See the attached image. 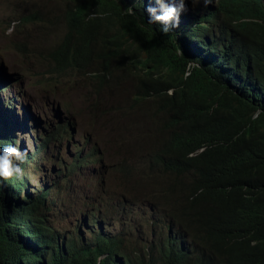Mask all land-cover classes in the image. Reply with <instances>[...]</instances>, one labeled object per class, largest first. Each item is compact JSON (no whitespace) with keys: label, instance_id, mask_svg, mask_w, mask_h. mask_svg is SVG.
<instances>
[{"label":"trees","instance_id":"trees-1","mask_svg":"<svg viewBox=\"0 0 264 264\" xmlns=\"http://www.w3.org/2000/svg\"><path fill=\"white\" fill-rule=\"evenodd\" d=\"M150 1L69 0L67 34L40 76L46 89L69 70L90 77L99 94L114 79L131 86L121 109L98 119L103 129L119 120L136 126L132 140H121L136 144L127 149L131 163L116 173L124 191L143 196L142 219L133 217L130 241L102 235L94 254L73 249L74 264L103 255L101 264H264V0H199L167 34L149 23ZM37 20L30 14L19 24ZM43 137L44 145L65 138L60 129ZM62 164L58 175L72 167ZM19 186L0 196V264H33L15 237L18 225L6 221ZM47 264L62 260L55 254Z\"/></svg>","mask_w":264,"mask_h":264},{"label":"rangeland","instance_id":"rangeland-1","mask_svg":"<svg viewBox=\"0 0 264 264\" xmlns=\"http://www.w3.org/2000/svg\"><path fill=\"white\" fill-rule=\"evenodd\" d=\"M68 5H70L69 0H0V65L7 73L5 77L0 75L2 110L8 113L21 112L23 107H29L32 117L30 125L33 127L43 126L40 129L42 131L48 126L51 130H58L65 119L76 121L78 123L76 135L68 143L60 160L66 164L74 165L82 162L85 165L77 168L76 171L84 170L90 158H86V156L92 150H97V155L94 156L96 161L94 171L103 179L94 181L92 186L98 193V199L109 211L113 209L117 215L123 216V222H129L134 216L140 220L144 211L143 196L135 187L133 194L124 191L125 181L116 173L122 164L131 163L129 160L125 161L127 149L130 145L136 146V144L131 141L132 143L124 146L121 140L122 134L132 140L137 134L136 126L133 123L127 126V122L119 120L109 128L103 129L102 121L98 119L99 114H106L104 118H110L115 115L111 114L112 112L121 109L123 99L131 93L130 82L112 80L104 93L105 95L97 92L96 85L93 84L90 77L85 78L83 74H77L72 70H69L67 76L59 80L57 87L46 89L40 83V76L47 71L49 66L48 51L60 43L67 34L65 15ZM30 14H34L38 20L28 26H21L19 22ZM10 28L12 34L7 35ZM18 45L23 48L26 54H19L16 51ZM2 82L7 86L6 88H1ZM64 82L65 85L62 84ZM10 91L18 97L16 105L9 100ZM99 101L101 102L95 105ZM5 105L9 109H6ZM88 114L93 121H89ZM141 122L146 125L148 119L144 122L141 119ZM22 138H26V135H23ZM27 140L28 145L26 146L29 149L26 147L24 152L31 151L27 158V163H31L35 150L32 148L33 141ZM57 161L54 175L59 169ZM36 163V161L33 162V164ZM43 172H37L36 165L34 169H31V187L38 188V181L43 179L41 178ZM58 179L60 178L52 177V180L58 181ZM134 180L136 181L133 176L132 181L134 182ZM47 182L49 183V181ZM152 192L153 185L147 188L146 199ZM124 201L134 205L126 210H121L120 205ZM48 219L59 222L61 214L54 210ZM120 228L121 225H119Z\"/></svg>","mask_w":264,"mask_h":264},{"label":"clouds","instance_id":"clouds-1","mask_svg":"<svg viewBox=\"0 0 264 264\" xmlns=\"http://www.w3.org/2000/svg\"><path fill=\"white\" fill-rule=\"evenodd\" d=\"M210 2L211 0H204L205 6ZM198 3L199 0H152L147 8L149 23L161 24V32L167 34L179 26L181 13L189 11L191 4ZM125 13L135 15L131 7L126 8ZM6 34L11 35L12 29ZM6 74V70L0 65V75L5 77ZM6 87L2 82L1 88ZM14 94L9 92V100L16 105L18 97ZM31 121L29 107H23L21 112L8 113L3 112L0 104V196H11L10 189L19 183L18 198L7 205L9 212L6 221L8 225H18L14 226V229H19L15 230V237L20 248H26L27 260L33 264H47L56 254L60 256L62 264H74L72 250L76 248L90 254L96 253L100 250L101 235L119 236L130 241L134 232L133 218L129 222H123V216L117 215L113 209L109 211L98 199V193L92 186L94 181L103 179L94 171V156H89L84 170L76 171L78 167L85 165L79 162L77 165L67 164L72 167L68 173H63L66 174L65 178L63 174H57L64 162L60 159L68 143L72 141L70 138L76 135L78 123L63 120L59 129L65 138L61 141V138L56 137L48 145H44L43 135H54L57 130H51L48 126L43 132L40 130L43 126L33 127L30 125ZM23 135L26 138H22ZM27 139L33 141L32 148L35 150L31 163H27L31 151L24 152L28 145ZM34 161L37 163L33 164ZM56 161L59 169L54 175ZM35 165L37 172L44 171L41 176L43 179L38 181V188L30 186L31 169ZM53 176L60 179L52 180ZM137 179L142 181L141 177ZM54 210L61 214L59 222L48 219ZM19 222L24 226L19 228ZM106 257L107 255L99 256L97 264H101Z\"/></svg>","mask_w":264,"mask_h":264},{"label":"bare ground","instance_id":"bare-ground-1","mask_svg":"<svg viewBox=\"0 0 264 264\" xmlns=\"http://www.w3.org/2000/svg\"><path fill=\"white\" fill-rule=\"evenodd\" d=\"M91 3H92V2H91ZM109 3H110V2H109ZM226 5H228V4H226ZM232 6H233V5H232ZM232 6H231V8L233 9ZM108 9H109V8H108ZM238 9H239V8H238ZM238 9H237L236 11H239ZM201 10H202V9H201ZM234 10H235V9H234ZM240 10H242V9H240ZM207 12H208V11H207ZM215 13H216V12H215ZM216 15H217V14H216ZM199 16H200V15H199ZM213 16H214V15H213ZM212 23H213V22H212ZM77 24H78V23H77ZM199 24H200V23H199ZM214 25H215V24H214ZM179 34H180V33H179ZM194 42H195V41H194ZM128 54H129V53H128ZM206 55H207V54H206ZM2 63H3V62H2ZM68 72H70V71H68ZM68 72H67V73H68ZM65 76H67V75H65ZM70 77H71V76H70ZM95 78H96V77H95ZM138 79H140V78H138ZM69 80H70V79H69ZM66 82H67V81H66ZM79 82H80V81H79ZM79 82H78V83H79ZM87 82H88V81H87ZM113 82H114V81H113ZM113 82H112V83H113ZM16 83H17V82H16ZM75 83H76V81H75ZM62 84L65 85V82L62 83ZM62 84H61V85H62ZM69 84H70V81H69ZM76 84H77V83H76ZM116 84H117V83H116ZM86 85H87V84H86ZM57 86H58V85H57ZM62 87H63V86H62ZM64 87H65V86H64ZM136 87H137V86H136ZM112 88H113V87H112ZM7 90H8V89H7ZM57 90H58V89H57ZM66 90H67V89H66ZM76 92H77V91H76ZM5 93H6V92H5ZM1 94H2V93H1ZM107 94H108V93H107ZM102 95H105V94H102ZM4 97H5V96H4ZM29 101H32V100L29 99ZM89 104H90V103H89ZM5 107H6L7 109L9 108L8 106H5ZM128 107H130V106H128ZM124 109H125V108H124ZM75 110H76V109H75ZM90 110H91V109H90ZM101 111H102V110H101ZM91 114H92V113H91ZM93 114H94V113H93ZM96 114H97V113H96ZM112 114H113V112H112ZM80 117H81V116H80ZM86 121H87V120H86ZM89 121H90V119H89ZM89 121H88V122H89ZM92 121H93V120H92ZM90 124H91V123H90ZM91 128H92V127H91ZM91 128H90V129H91ZM108 135H109V134H108ZM104 137H105V135H104ZM111 137H112V136H111ZM52 140H53V139H52ZM111 140H112V139H111ZM101 143H102V142H101ZM39 153H40V152H39ZM82 153H83V152H82ZM85 153H86V152H85ZM82 155H83V154H82ZM83 156H84V155H83ZM245 159H246V158H245ZM76 160H77V159H76ZM78 161H79V160H78ZM225 164H226V163H225ZM85 167H86V166H85ZM78 168H79V167H78ZM64 171H65V170H64ZM100 174H101V173H100ZM41 176H42V175H41ZM65 177H66V174H64V178H65ZM71 180H73V178H71ZM64 184H65V183H64ZM99 184H100V183H99ZM61 185H62V184H60L59 189H60ZM128 198H129V197H128ZM111 208H112V207H111ZM133 215H134V214H133ZM124 217H125V216H124ZM130 217H131V216H130ZM53 218H54V217H53ZM129 219H130V218H129ZM129 221H130V220H129ZM136 222H137V221H136ZM134 226H135V225H134ZM135 231H137V230H135ZM101 236H102V235H101ZM13 237H14V236H13ZM101 238H102V237H101ZM101 238H100V239H101ZM103 238H104V237H103ZM116 239H117V238H116ZM103 240H104V239H102V241H103ZM100 241H101V240H100ZM112 242H113V241H112ZM116 242H117V241H116ZM117 243H119V241H118ZM110 244H111V243H110ZM110 244H108V245H110ZM113 244H114V243H113ZM104 245H105V244H104ZM118 245H119V244H118ZM118 245H116L117 248H118ZM121 245H122V244H121ZM124 247H125V246H124ZM124 247H123V248H124ZM212 248H213V247H212ZM113 249H115V248H113ZM182 249H183V248H182ZM115 250H116V249H115ZM126 250H127V249H126ZM106 252H107V251H106ZM112 252H113V250H112ZM125 252H126V251H125ZM125 252H124V253H125ZM117 253H118V252H117ZM81 254H83V253H81ZM87 254H88V252H87ZM119 254H120V252H119ZM85 255H86V252H85ZM111 255H112V253H111ZM111 255H110V256H111ZM117 255H118V254H117ZM125 256H126V255H125ZM57 257H58V256H57ZM119 257H120V256H119ZM155 257H156V256H155ZM224 257H225V256H224ZM112 258H114V257H112ZM125 258H126V257H125ZM123 259H124V258H123ZM112 260H114V259H112ZM118 260H119V259H118ZM109 261H110V260H109ZM59 262H60V261H59ZM127 262H128V261H127ZM118 263H120V262H118Z\"/></svg>","mask_w":264,"mask_h":264}]
</instances>
